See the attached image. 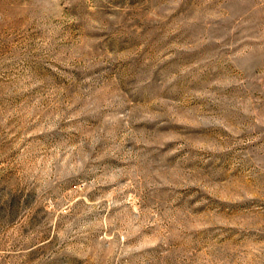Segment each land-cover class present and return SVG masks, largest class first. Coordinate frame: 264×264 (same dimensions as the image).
<instances>
[{"label": "rangeland", "instance_id": "obj_1", "mask_svg": "<svg viewBox=\"0 0 264 264\" xmlns=\"http://www.w3.org/2000/svg\"><path fill=\"white\" fill-rule=\"evenodd\" d=\"M0 264H264V0H0Z\"/></svg>", "mask_w": 264, "mask_h": 264}]
</instances>
